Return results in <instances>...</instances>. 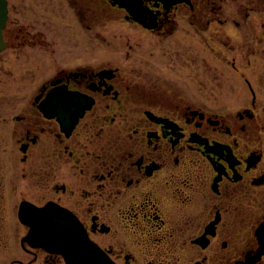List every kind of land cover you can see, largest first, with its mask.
Here are the masks:
<instances>
[{"label": "flooded vegetation", "instance_id": "flooded-vegetation-1", "mask_svg": "<svg viewBox=\"0 0 264 264\" xmlns=\"http://www.w3.org/2000/svg\"><path fill=\"white\" fill-rule=\"evenodd\" d=\"M227 1L134 0L146 10L142 24L127 0H70L80 24L96 27L92 39L116 47L114 53L54 67L25 98L7 94L14 88L4 80L12 75L8 38H24L23 44L40 34L37 24L21 19L10 31L17 7L7 0L0 51V248L13 246L19 256L1 264L64 263L24 240L30 230L20 217L25 203H53L72 213L114 264H264V2L233 18ZM252 11L261 17L250 18ZM183 13L195 37L212 23L243 32L246 65L231 63L237 87L214 68L200 81L193 49L172 41ZM111 22L130 30L107 35ZM169 42L177 47L169 52L175 61L182 51L190 54L189 81L173 70L175 76L166 77L132 55L142 47L152 54ZM251 58L260 64L259 82L246 75L254 69ZM49 94L46 115L40 105ZM74 106H86L75 122Z\"/></svg>", "mask_w": 264, "mask_h": 264}, {"label": "rangeland", "instance_id": "rangeland-1", "mask_svg": "<svg viewBox=\"0 0 264 264\" xmlns=\"http://www.w3.org/2000/svg\"><path fill=\"white\" fill-rule=\"evenodd\" d=\"M260 1L262 0H228L225 3L228 6L226 13H231L233 18L243 17L245 10L241 8L248 5L255 7ZM9 3L17 7L12 9L9 24L10 31L16 29V20L21 19L27 23L37 24V32L40 34L34 40L29 37L31 40L26 39L27 41L23 44L24 38L20 37L17 40L8 38L10 47L5 54V58L6 67L11 70L12 75L6 76L4 80L14 83L13 90L7 92L9 96L31 97L39 85L51 78L54 67L69 62H71L69 64L79 63V59L84 57V59H87L88 56L92 55L96 56L101 51H107L109 55L114 53L113 49L116 47L92 39L93 33L97 30L96 27L93 26L94 31H91L88 26L80 24L78 12L71 5L70 0H9ZM244 3L246 4L244 5ZM110 12L112 11L110 10ZM186 17L184 13L179 15V18L183 20L180 23L179 31L172 37V41L177 40L184 46L185 50L189 49L191 51L193 49L196 61H198L200 81H202L207 71L214 68L215 76L237 87L239 79L237 78L238 75L232 71L231 63L235 59L236 65L242 63V65H246V60L243 57L245 52V42L243 41L245 36L244 34L241 35L243 32H238L231 26H220L212 23L208 29H200L198 36L195 37L196 34L192 27L187 24ZM249 17L258 18L261 17V14L252 11ZM108 25L105 31L107 35L118 33L119 29L120 31L130 30L128 27L125 29L121 22H111ZM96 26L98 29L101 28L99 25ZM103 28L105 29V26ZM126 33L129 34L130 32L126 31ZM140 39H144V36H141ZM169 45L170 42L163 47L154 49L152 54L149 51L150 48L145 49L142 47V52L132 55L138 61H144L150 67L160 69V73H163L166 77L175 76L171 73L173 70L178 71L177 76H180L183 82L189 81L187 75L191 74L193 62L187 61L186 58L190 57V54L182 51L183 57L175 61L176 59L171 54L169 55V52L172 48L177 47ZM120 49L124 50L122 47ZM251 60H254L251 64L254 69H251L246 75L255 82H259L260 68L258 67L260 64H257L258 60L256 58H251ZM130 63L131 60H122V64L125 66ZM185 66H192V68L187 69L184 68ZM20 89L22 90L18 91ZM35 164H37L35 166L42 167V165H38V160L35 161ZM26 172L28 173V170ZM37 172L41 171L37 170ZM29 181V178L25 179L24 184ZM24 190H27V186H24ZM18 250L13 246L0 248V264L8 263L13 257L19 256L17 254ZM144 252L143 247H136L137 255L143 256ZM24 260L27 259L24 258Z\"/></svg>", "mask_w": 264, "mask_h": 264}, {"label": "water", "instance_id": "water-1", "mask_svg": "<svg viewBox=\"0 0 264 264\" xmlns=\"http://www.w3.org/2000/svg\"><path fill=\"white\" fill-rule=\"evenodd\" d=\"M124 4L126 0H117ZM129 1L128 8L133 18L145 24L146 10L134 0ZM7 0H0V51L5 48L3 30L7 21ZM43 112L48 114L51 109V94L40 106ZM85 107H81L75 113L76 121L78 116L83 114ZM44 212L43 216L37 213ZM20 217L30 227L25 237L33 247H39L49 253L61 255L66 264H114L108 256L92 242L78 219L70 212L52 204L42 208H35L23 204L20 210Z\"/></svg>", "mask_w": 264, "mask_h": 264}, {"label": "snow or ice", "instance_id": "snow-or-ice-1", "mask_svg": "<svg viewBox=\"0 0 264 264\" xmlns=\"http://www.w3.org/2000/svg\"><path fill=\"white\" fill-rule=\"evenodd\" d=\"M47 210H44V211H42V212H38L37 214L39 215V216H43L44 215V212H46Z\"/></svg>", "mask_w": 264, "mask_h": 264}]
</instances>
